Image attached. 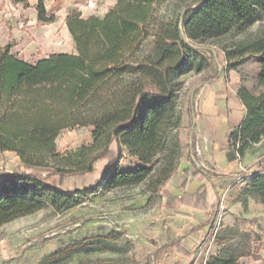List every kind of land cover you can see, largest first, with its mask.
<instances>
[{"label":"trees","instance_id":"obj_1","mask_svg":"<svg viewBox=\"0 0 264 264\" xmlns=\"http://www.w3.org/2000/svg\"><path fill=\"white\" fill-rule=\"evenodd\" d=\"M46 0H35L37 22L53 23ZM171 0H116L102 15L83 17L70 10L64 23L75 53H51L28 63L0 45V152L15 153L23 170L4 174L0 191V226L46 207L56 212L78 204L80 196L102 187L117 188L147 182L158 193L178 167L182 116L177 112L179 78L209 67L201 41L230 31L242 32L264 18V0H182L171 12ZM28 7V0H10ZM227 69H237L247 56L259 66L254 94L240 86L238 97L246 114L231 135L229 159L242 157L264 135V30L231 48H223ZM187 99L188 133L192 130L193 96ZM92 127L91 142L56 151L61 131ZM116 145L114 160L95 187L66 193L30 171L51 168L62 178L95 172L94 163ZM122 148L136 160L132 170L119 166ZM233 149V150H232ZM191 157V156H190ZM205 177L207 175L204 174ZM240 199L258 198L264 209V170L255 171ZM108 232L94 242H81L87 251L108 248ZM222 247L205 264H243ZM66 250L52 252L41 264L56 263ZM264 264V260H263Z\"/></svg>","mask_w":264,"mask_h":264},{"label":"rangeland","instance_id":"obj_2","mask_svg":"<svg viewBox=\"0 0 264 264\" xmlns=\"http://www.w3.org/2000/svg\"><path fill=\"white\" fill-rule=\"evenodd\" d=\"M114 2L115 0H47L46 12L48 15H55L56 20L40 24L34 9L35 0H28V7L13 4L10 0H0V45H10V53L28 63H34L53 52L69 51L72 43L63 31L66 14L70 10H78L83 17L92 14L101 16ZM182 4V0H171L161 9L162 12H171ZM263 30L264 18L242 32L230 31L219 38L205 39L198 44L209 60V67L199 72L188 71L179 78L176 110L182 117L186 114L187 99L198 84L210 77V72H215L214 68L226 67L223 48L229 49L242 40L252 39ZM238 68L245 78L246 87L257 94L260 88L256 86L259 72L256 59L247 56ZM91 131L92 127L61 131L55 140L56 151L64 152L91 142ZM116 151V145L112 143L94 163L95 172L89 174L62 178L54 175L51 168H34L30 172L38 175L43 182L73 194L76 189L95 187L105 168L114 160ZM248 151V159L264 162V135ZM136 163L137 160L122 148L120 168L124 171L132 170ZM252 167L254 164L236 172L229 184L247 182L248 180H239L243 174L255 172L257 168L253 170ZM19 170H23V165L15 154L0 152V191L5 186L3 175ZM163 187L158 193H154L147 182L109 189L100 185L97 192L80 196L78 204L65 211L56 212L51 207H46L3 224L0 226V264H41L44 257L59 250H66L67 253L53 264H156L171 249L169 242H162L165 235L160 232L163 220ZM243 199H238L242 202L240 207L237 205L231 209L233 225L230 228L222 227L223 214L230 208L226 209L221 201L218 203L216 209L211 211L208 232L200 242V247L207 248L219 234L231 239L227 255L238 256L243 264H263L264 209L260 202L249 201L247 205ZM220 204L223 208L219 217H216ZM216 222V233L212 237ZM108 232L119 236L116 240L104 241L108 248L87 251L79 247V243L94 242Z\"/></svg>","mask_w":264,"mask_h":264},{"label":"crops","instance_id":"obj_3","mask_svg":"<svg viewBox=\"0 0 264 264\" xmlns=\"http://www.w3.org/2000/svg\"><path fill=\"white\" fill-rule=\"evenodd\" d=\"M63 31L71 41L72 49L53 53H75L66 26ZM214 69L210 77L198 84L193 96L191 132L188 133L187 129V114L182 117L179 132L184 144L182 156L176 171L161 192L163 220L160 232L165 235L162 242H169L171 249L156 264H205L209 256L216 254L222 247L229 248L231 239L219 234L207 248L200 247V242L208 232L211 211L221 201L226 209L230 208L223 214L222 227H232L231 209L241 206L242 202L238 199L247 183L234 185L229 184V181L236 172L250 168L252 164L254 167L251 169L264 170V162L248 159V150L242 157L228 158L230 135L239 128L246 114L237 94L239 87L246 86V83L239 68ZM195 144L199 147V156H194ZM196 162L202 164L200 171L195 169ZM243 200L247 205L249 201L259 202L254 195H247Z\"/></svg>","mask_w":264,"mask_h":264},{"label":"built area","instance_id":"obj_4","mask_svg":"<svg viewBox=\"0 0 264 264\" xmlns=\"http://www.w3.org/2000/svg\"><path fill=\"white\" fill-rule=\"evenodd\" d=\"M194 156H199V154H200V150H199V147H198V145L197 144H195V146H194ZM197 163V162H196ZM201 168H202V164L201 163H197V165L195 166V169L196 170H198V171H200L201 170ZM252 173L253 172H248V173H245V174H243L241 177H240V180L239 181H245V180H248L250 177H251V175H252ZM222 206H221V204L218 206V208H217V215L221 212V210H222ZM216 217H219V215L218 216H216ZM217 224H218V222H216V223H214V225H213V229H212V237H214V235H215V231H216V229H217Z\"/></svg>","mask_w":264,"mask_h":264}]
</instances>
